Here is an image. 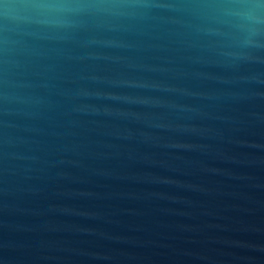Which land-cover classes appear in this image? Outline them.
I'll return each instance as SVG.
<instances>
[{"label":"water","instance_id":"obj_1","mask_svg":"<svg viewBox=\"0 0 264 264\" xmlns=\"http://www.w3.org/2000/svg\"><path fill=\"white\" fill-rule=\"evenodd\" d=\"M218 27L0 17V264H264V25Z\"/></svg>","mask_w":264,"mask_h":264},{"label":"clouds","instance_id":"obj_2","mask_svg":"<svg viewBox=\"0 0 264 264\" xmlns=\"http://www.w3.org/2000/svg\"><path fill=\"white\" fill-rule=\"evenodd\" d=\"M153 9L193 10L200 18L237 35L238 43L264 25V0H195L194 3H162L160 0H0V17L21 26L25 35L69 34L76 27L102 20H131Z\"/></svg>","mask_w":264,"mask_h":264}]
</instances>
